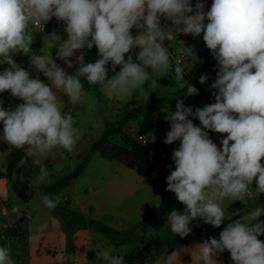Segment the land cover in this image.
Instances as JSON below:
<instances>
[{
    "label": "clouds",
    "instance_id": "obj_1",
    "mask_svg": "<svg viewBox=\"0 0 264 264\" xmlns=\"http://www.w3.org/2000/svg\"><path fill=\"white\" fill-rule=\"evenodd\" d=\"M204 8V0H196L194 6L192 0H0V65L8 66L0 72V94L9 92L24 101L14 110H6L0 100V140L25 150L32 163L39 165L35 186L50 182L42 158L54 149L72 152L82 138L76 118L63 111L65 101L54 89L61 90L72 106L85 96L82 78L108 98H126L136 92L148 98L144 85L150 82L155 87L156 78L169 70L171 52L165 42L174 43L179 34L196 38L203 33L217 62V79L211 84L218 90L212 93L215 102L193 110L177 100L175 112L164 109L170 122L164 143L180 142L172 153L175 170L166 178V191L185 206L183 213L172 210L167 215L169 230L173 236L187 237L197 220L219 228L229 219L222 201L243 202L264 194V0H212L207 12ZM53 17L64 22L67 38L62 40L53 31L42 36L44 47L56 49V57L68 68L74 66L71 58L76 52L85 48L95 46L99 58L85 62L82 53L76 58L78 69L68 74L52 55L36 54L32 49L35 33L43 32ZM181 42L179 53L187 52L195 63L194 50ZM18 54L29 56L49 83L30 77L13 58ZM108 65L115 73L110 78ZM174 72L177 80H184L185 68L180 62ZM206 80L201 75L199 82ZM185 86L186 95L198 94L196 87ZM87 107L94 110L95 100ZM190 117L197 118L200 126ZM205 130L226 134L222 148ZM26 162L23 157L17 167ZM60 202L59 195L42 197L49 210ZM10 211L16 217L21 214L16 204ZM261 216L264 206L257 204L247 219L229 223L219 239L210 237L197 244L194 252L178 247L169 254L166 249L145 264H176L182 252H190L194 264H218L216 258L225 250L234 264H264ZM47 227L44 223L39 231ZM92 250L102 264H125L123 254H112L99 245ZM0 264H16L7 246H0Z\"/></svg>",
    "mask_w": 264,
    "mask_h": 264
},
{
    "label": "crops",
    "instance_id": "obj_2",
    "mask_svg": "<svg viewBox=\"0 0 264 264\" xmlns=\"http://www.w3.org/2000/svg\"><path fill=\"white\" fill-rule=\"evenodd\" d=\"M204 1L210 4L211 7L212 0ZM195 3L196 0H192L193 6ZM170 23L171 22H169V24ZM53 24L54 22L46 29H43V31H46L48 34L55 31L60 35L62 40L66 39L67 34L64 32L66 25L64 22L52 29ZM133 33L135 34V30H133ZM92 49L88 50L85 48L77 51L75 56L71 58L74 63L72 68H68L63 60L56 57V49L50 50L47 48L50 52L46 53L45 51L38 50L35 53L38 55H42L43 53L52 55L58 65L63 67L68 74H72L79 67L78 63H76V58L83 53L86 60ZM194 53L198 57V66L197 64L194 66L190 65L191 60L189 54L186 56V62L183 66L186 70V74L190 77V85L196 87L198 94L196 95V98L188 99V95H186L185 92H181V90L179 92L181 94V100L184 102V100L187 99V107H192L193 110L214 103L215 98L212 93L218 91L211 88V84L214 81L206 85L195 84L205 72L206 58L210 57L215 65L217 62L211 53H201L200 51L199 53L194 51ZM13 58L15 59V56ZM7 67V65H0V72ZM23 68L29 71L30 77H39L41 81L49 83L48 79L42 73L36 71L35 67L31 64L30 59L27 60V63ZM117 69L120 70L119 66H117ZM82 83L86 89L82 102L71 107H67L65 104L63 111L71 114H74L75 110L80 113L88 111L91 113L92 122H90V126L87 130L82 128L77 122L76 126L79 127L82 138L78 141L72 152H67L63 149H54L50 155L42 158V163L49 168L48 171L50 172V176L54 169H59L63 165L69 166V175H71L80 164V158L89 156L93 144L100 138L101 134L109 128H104L105 123H116L120 116L134 107V105H132L130 108H127V104L134 98L136 93L121 99L108 98L98 90L97 86L88 85L87 81L83 78ZM175 88L176 86L171 87L170 92L172 93V89L175 90ZM55 91L58 97L64 101L68 100L61 90ZM171 93L169 96L172 95ZM93 99L95 100V108L94 110L89 111L87 105L88 102ZM21 103H24V101L11 96L4 101L3 107L6 110H14ZM170 105L171 104L167 102L160 101L143 103L140 105L142 111L138 118H143L145 120L144 130L132 133L126 131V128L134 125V121L138 118L132 121L123 130L125 135L130 136L134 140L139 134H144L149 140V145L147 147L150 149L153 168L152 180L149 181L144 179L136 170L127 168L119 163L121 166L116 167L114 173L111 175L104 170L98 169V174L100 175L99 184H102V186L94 183L91 179H89L84 185H80L78 180L86 175L88 172V166L86 172L81 177L71 181L67 187L62 189L73 191V199L71 200L70 194H67L61 198V202L66 203L68 206H74L76 208L75 211L80 212L87 222L90 220L88 214L96 213L102 206V201L95 199L94 196L102 194L106 189H108L107 195L122 200L140 196L136 199L140 202V212L143 217L148 209H153L154 214L157 210H160V212L164 214V217H166L164 222L167 223V215L172 210H178L183 213L185 206L177 200L174 193L166 191V178L170 175L171 171L175 170L172 153L180 144L179 141L170 145L164 143L166 134L170 131V122L165 119L167 113L164 109L167 108L171 112H175L176 110ZM194 119L199 122L197 118ZM94 130L100 132L99 138L95 141L91 139V132ZM205 131H208L209 138L217 144V147L222 148L221 141L226 137V134H220L209 130ZM2 134L3 124L0 122V136H2ZM115 138H118L119 141H115ZM111 143L121 145L122 142L120 136H115L111 140ZM16 152H22L26 161L27 158H29L27 157L25 150L12 148L0 140V246H7L11 249V256L16 264H102V262L97 260L96 253L92 249L99 245L111 253L113 251L110 242L112 236L111 233L105 234L107 236L96 233L89 230V227H80L75 221L73 222L69 216L63 217L55 210L47 209L42 203V197L47 195L46 192L34 184L35 176L38 175L39 171L32 172V170H34L33 168L38 165L33 164L31 158L26 162L27 166L24 168L23 166L17 167L18 162L23 158L20 157L19 161L16 162V168L12 175L13 180L20 179L22 181H29L30 188L22 194L14 193L11 190L10 178L6 176L9 174V158L14 157ZM94 153L100 154V152ZM102 158L110 162H115L108 158ZM51 159L54 161H50ZM262 163H264V161H262ZM43 185L51 186L47 183L39 186ZM252 187L255 189V183H253ZM82 196L84 197L82 198ZM14 204L19 205L20 207L21 214L18 217L13 216L10 211ZM257 204L264 206V194L254 196L251 200H245L243 202H233L229 199H225L221 202V206L224 208L229 219H226L219 228H214L212 225L205 224L201 220L193 221L190 225L192 231L187 237H184V239L177 242V244L161 242L163 247H161L160 250L165 251L167 249L170 254L178 247H184L187 249H193L194 252V248L197 244L208 240L210 237L219 239L220 232L223 231L229 223L234 222L236 219H247L251 208L255 207ZM154 214L151 215L149 220L154 218ZM260 220H264V216H261ZM44 223H47L48 227L41 232L39 231V228ZM259 239L264 241V235H261ZM160 250L156 249L154 246L145 247L143 249L140 248L138 252L129 253L128 256L131 261L129 263L125 262V264H145L147 259H152L160 254ZM180 258L181 261H177L176 264H194L190 252H182ZM216 259L218 260V264H234L230 258V253L227 250Z\"/></svg>",
    "mask_w": 264,
    "mask_h": 264
},
{
    "label": "rangeland",
    "instance_id": "obj_3",
    "mask_svg": "<svg viewBox=\"0 0 264 264\" xmlns=\"http://www.w3.org/2000/svg\"><path fill=\"white\" fill-rule=\"evenodd\" d=\"M205 8L204 11L207 12L210 9V4L205 2ZM207 23V21H205ZM39 31V29H37ZM48 33L46 31L43 32H36L35 33V39L32 44V49L34 52H37L38 50H42L47 52H50V50H47V47H44V41L42 39V36H46ZM184 42L185 47H190L194 51L201 53H211L210 50L206 47L204 41H203V33L199 37L194 38L193 36L189 35H184V34H179L176 38V41L174 43H171L169 45V42H165L166 46H169V51L170 52H175L178 53V49L182 46V42ZM95 48V46H94ZM138 49L135 50L133 53V59L135 60V55L138 53ZM186 56L188 55L187 52H185ZM98 50L95 48L92 53H90L85 60L86 62H95L96 59H98ZM127 58V57H126ZM29 56H25L23 54H18L15 55V61L17 62L18 65L21 67H24L27 63V60H29ZM198 62L196 61L195 63L192 64L190 62V65L194 66ZM110 71L109 78L114 75L115 73L112 72L111 70V65L107 66ZM174 61L172 56L170 55V60H169V70L166 74V76H161L157 77L156 80V85L153 87L151 83H146L144 85V89L149 92V97H157L161 95H170L171 87L176 86L175 90L171 93L172 97H174V102L176 103L177 100H181V94L179 93L180 90L181 92L187 93V87L185 86L186 83L190 84V77L186 74L184 76V80H177L174 72ZM120 69V66H119ZM119 70L116 68V72ZM186 71V70H185ZM188 71V70H187ZM55 91V89H54ZM148 97V98H149ZM196 98V95H188L189 98ZM141 98V99H139ZM148 98L142 96L139 94V92H136V95H134V103L133 105H142L145 102H148ZM121 99V98H119ZM183 101V100H182ZM188 100H184V104L188 106ZM159 102V101H158ZM160 102H167L171 104L170 106H173L176 109V105L168 102V101H160ZM200 103V102H199ZM65 104L67 107H71L72 105L68 104L67 101H65ZM70 109V108H69ZM76 118V122L82 126V128L86 129L89 128L90 122H92V116L90 112H85V113H80L75 110V113L72 114ZM114 121V120H113ZM144 122L145 120L143 118H138L136 121H134V125L131 127L128 126L126 128V131L128 133L132 132H137L144 130ZM115 122H108L105 123L104 128L110 127ZM100 136V132L98 131H93L91 132V139L92 140H97ZM115 141H119L118 138H115ZM114 146V145H113ZM86 150V149H85ZM87 151V150H86ZM90 156V162L88 164V172L86 175L81 177L78 182L80 185H84L89 179H91L94 183L99 184L100 180V175L98 174V169L104 170L107 172L109 175L114 173V169L116 167H120L121 165L118 162H110L108 160L103 159L99 153H93L91 150L89 152ZM58 157V155H57ZM51 158V157H50ZM50 161H54L51 159ZM87 170V169H86ZM86 172V171H85ZM70 173V168L68 165H63L59 169L56 168L52 171L51 176L49 177V181L47 184L51 186H55V184L61 179L67 177ZM110 177V176H109ZM58 180V181H57ZM99 186H102V184H99ZM108 189H106L105 192H103L100 195H95L94 198L102 201V206L100 209L92 214H88L89 219L91 222H97L100 225L106 226L111 233V246L113 248V251L111 252L112 254H117L119 255L120 253L124 255V260L125 262L129 263L131 259H129V253L131 252H138L139 249H143L145 247H156L157 244H160V247H156V249L160 250L163 244L161 242L165 243H172V244H177V242L183 240L184 238H181L178 235L173 236V234L170 232L168 224L164 222L166 217H164V214L160 212V210H157L154 214L153 209H148L152 211V214H154V218L149 220L150 216H147V218H144L142 216V213L140 212V202L137 200L140 196L138 197H131L127 198L125 200H122L120 198H113L107 195ZM73 191L70 190H61L58 191L56 195H59L61 198L64 195H69L70 194V199L72 200ZM85 195V193L83 192ZM84 196H82L83 198ZM137 198V199H136ZM141 200V199H140ZM59 208H66L67 210H74V206H68L66 203L60 202ZM69 208V209H68ZM60 215L63 217H67L66 212L60 213ZM89 230L94 231L96 233L100 234H107L103 232L102 230L92 227L91 224H89ZM107 236V235H105ZM121 250V252H120ZM160 252H164L160 250Z\"/></svg>",
    "mask_w": 264,
    "mask_h": 264
},
{
    "label": "trees",
    "instance_id": "obj_4",
    "mask_svg": "<svg viewBox=\"0 0 264 264\" xmlns=\"http://www.w3.org/2000/svg\"><path fill=\"white\" fill-rule=\"evenodd\" d=\"M63 23V21H55L52 25V29L56 28L58 25ZM95 48L92 49L90 53L94 51ZM89 53V54H90ZM88 54V55H89ZM86 62V61H85ZM217 67L213 60L210 57L206 58L205 62V72L203 75L207 76L206 83L201 84L199 82V79L195 82L196 85H206L208 83H211L217 79ZM11 97V94L9 92H5L0 94V100H7ZM158 101H168L176 105L174 102V97L167 96V95H161L157 97H149L148 102H158ZM134 103V98L127 104V108H130ZM142 111V108L140 106H134L133 108L126 111L120 118L117 120V122L112 125L111 127L107 128L100 136V138L93 144L92 146V152H100L101 156L104 158H108L114 161H117L118 163L126 166L127 168L136 170L137 173L142 176L146 180H152L153 179V168L151 163V155H150V149L142 145L140 142L132 139L130 136L125 135L123 133V130L134 120H136L140 113ZM192 122L196 126H200V123L195 120L193 117H190ZM119 135L121 138V145H115L111 143V140ZM114 145V146H113ZM22 152H16L14 157H10V166H9V174L6 177L10 178V187L11 190L14 193L22 194L26 192L30 188V183L27 180H20L12 179V175L14 172V169L16 168V162L19 161L20 157H23ZM81 162L78 165V167L74 170V172L71 175H68L65 178H61L55 186H38L39 188L43 189L47 195L50 197H55L57 192L67 187L71 181L81 177L85 171L86 168L90 162V156L82 157L80 158ZM27 161H29V158H27ZM27 163L23 165L24 168H26ZM33 171H39V165L33 168ZM49 170V168H48ZM60 204L57 206L55 211L58 213L66 212L65 215L69 216L73 222L80 227H87L89 224H91L92 227L98 228L102 230L103 232L110 234V230L103 225L98 224L97 222H87L83 215L80 212L74 211V210H67L66 208H59ZM152 214L151 210H148L144 214V218H147V216H150ZM160 244H157L156 247H160ZM163 247V246H162Z\"/></svg>",
    "mask_w": 264,
    "mask_h": 264
},
{
    "label": "built area",
    "instance_id": "obj_5",
    "mask_svg": "<svg viewBox=\"0 0 264 264\" xmlns=\"http://www.w3.org/2000/svg\"><path fill=\"white\" fill-rule=\"evenodd\" d=\"M56 21V18L53 17L51 21H49L45 26H44V29H46L50 24H52L53 22ZM162 24H164L165 22L161 21ZM169 24V22H168ZM170 25V24H169ZM135 30V29H134ZM171 56L173 58V61H174V64H176L177 62H180L182 65L185 64L186 62V54L183 53V54H180L179 51L178 53H175V52H171ZM136 141L140 142L142 145H145V146H148L149 145V140L145 137L144 134H139L137 135V137L135 138Z\"/></svg>",
    "mask_w": 264,
    "mask_h": 264
}]
</instances>
